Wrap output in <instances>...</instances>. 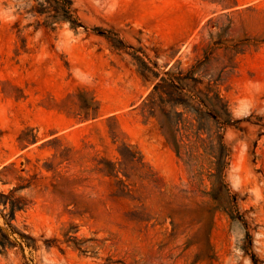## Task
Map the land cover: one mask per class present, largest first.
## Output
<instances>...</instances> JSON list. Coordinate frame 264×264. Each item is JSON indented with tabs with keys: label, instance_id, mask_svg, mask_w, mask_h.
<instances>
[{
	"label": "rangeland",
	"instance_id": "obj_1",
	"mask_svg": "<svg viewBox=\"0 0 264 264\" xmlns=\"http://www.w3.org/2000/svg\"><path fill=\"white\" fill-rule=\"evenodd\" d=\"M0 264H264V0H0Z\"/></svg>",
	"mask_w": 264,
	"mask_h": 264
}]
</instances>
